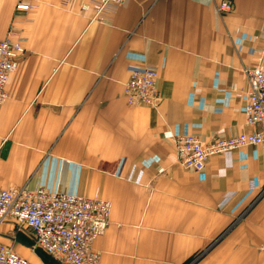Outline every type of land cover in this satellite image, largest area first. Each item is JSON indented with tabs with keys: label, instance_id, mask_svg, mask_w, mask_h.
<instances>
[{
	"label": "crops",
	"instance_id": "0c3cea01",
	"mask_svg": "<svg viewBox=\"0 0 264 264\" xmlns=\"http://www.w3.org/2000/svg\"><path fill=\"white\" fill-rule=\"evenodd\" d=\"M218 1L126 0L91 20L80 0H0V38L25 47L0 104V187L109 199L100 264H264V143L195 171L172 141L256 128L244 68L264 66V0L225 14ZM143 65L159 72V100L129 105L123 84ZM33 241L0 222V243L52 264Z\"/></svg>",
	"mask_w": 264,
	"mask_h": 264
},
{
	"label": "built area",
	"instance_id": "2783aa9c",
	"mask_svg": "<svg viewBox=\"0 0 264 264\" xmlns=\"http://www.w3.org/2000/svg\"><path fill=\"white\" fill-rule=\"evenodd\" d=\"M71 1L60 0L62 4ZM125 1L80 0L79 10L89 11L91 20H101L108 11ZM216 9L225 14L233 9V3L231 0H219ZM16 35L9 31L5 37L0 38V104L6 97L9 76L25 52L21 39ZM244 73L248 84L243 107L244 118L246 123L256 128L206 141L192 133L175 135L172 141L178 162L183 167L202 170L212 156L245 145L264 143V66L245 67ZM158 82L159 72L156 67H132L123 84L126 102L129 105H155L159 100ZM111 207V201L106 198L54 192L41 185L0 187V222L10 220L28 227L34 240L32 249H41L58 264H100V253L93 247V243L105 231ZM259 248L264 252V243ZM0 264L33 263L11 246L0 243Z\"/></svg>",
	"mask_w": 264,
	"mask_h": 264
},
{
	"label": "trees",
	"instance_id": "16d2710c",
	"mask_svg": "<svg viewBox=\"0 0 264 264\" xmlns=\"http://www.w3.org/2000/svg\"><path fill=\"white\" fill-rule=\"evenodd\" d=\"M37 253L48 263L52 264H58L56 261H54L49 255H47L45 252H43L41 249H35Z\"/></svg>",
	"mask_w": 264,
	"mask_h": 264
},
{
	"label": "rangeland",
	"instance_id": "374dc122",
	"mask_svg": "<svg viewBox=\"0 0 264 264\" xmlns=\"http://www.w3.org/2000/svg\"><path fill=\"white\" fill-rule=\"evenodd\" d=\"M17 7H18V8H23V5L20 6V4H19V5H17ZM25 7H27V5H25ZM25 7H24V8H25ZM24 54H25V52L23 53V55H24ZM23 55H22V56H23ZM22 56H21V57H22ZM108 224H109V223H108ZM225 236H226V235H225ZM262 244H263V243H262ZM260 245H261V244H260ZM260 245L258 246L259 251H261L260 248H259ZM261 252L264 254L263 251H261ZM196 256H197V254L192 255L191 257H189V258H188L184 263H182V264H192V262L195 260L194 258H195Z\"/></svg>",
	"mask_w": 264,
	"mask_h": 264
}]
</instances>
